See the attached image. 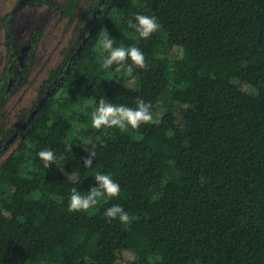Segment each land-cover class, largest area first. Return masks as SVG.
Listing matches in <instances>:
<instances>
[{"label":"trees","instance_id":"obj_1","mask_svg":"<svg viewBox=\"0 0 264 264\" xmlns=\"http://www.w3.org/2000/svg\"><path fill=\"white\" fill-rule=\"evenodd\" d=\"M62 1L0 17V264H264V0ZM42 7L69 40L5 126Z\"/></svg>","mask_w":264,"mask_h":264},{"label":"rangeland","instance_id":"obj_2","mask_svg":"<svg viewBox=\"0 0 264 264\" xmlns=\"http://www.w3.org/2000/svg\"><path fill=\"white\" fill-rule=\"evenodd\" d=\"M17 0H0V17L3 16L11 7L15 5ZM63 0L62 2H64ZM18 34L21 39H25L30 30L34 27L42 26L44 28V38L41 44L38 60L31 78L30 86L24 88L18 95L11 99L6 109L3 111L4 118L2 125L8 126L15 121L20 110L27 108L34 96L35 86H38L47 70V65H54L59 53L63 50L69 40L70 31L68 27L70 22L58 16V14L49 7L40 9L25 10L21 13L18 20ZM71 28V27H70ZM4 32L0 29V75L4 68V48H3ZM125 86L133 88L134 82H125ZM246 92H254L250 86H242ZM135 259L131 252L124 251L119 253L118 264H129Z\"/></svg>","mask_w":264,"mask_h":264}]
</instances>
